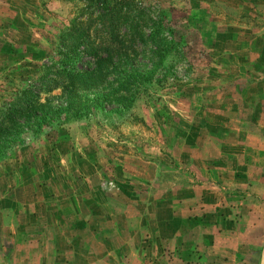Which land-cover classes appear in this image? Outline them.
I'll return each mask as SVG.
<instances>
[{
    "label": "crops",
    "instance_id": "crops-1",
    "mask_svg": "<svg viewBox=\"0 0 264 264\" xmlns=\"http://www.w3.org/2000/svg\"><path fill=\"white\" fill-rule=\"evenodd\" d=\"M196 3L188 35L210 55V75L173 124L170 170L159 157L91 153L4 171L0 264L259 263L264 155L253 116L264 100V0ZM220 69L226 80L212 76Z\"/></svg>",
    "mask_w": 264,
    "mask_h": 264
},
{
    "label": "rangeland",
    "instance_id": "rangeland-1",
    "mask_svg": "<svg viewBox=\"0 0 264 264\" xmlns=\"http://www.w3.org/2000/svg\"><path fill=\"white\" fill-rule=\"evenodd\" d=\"M120 5L121 14L129 17L126 12L129 6ZM197 5L196 0L134 1V6L130 5L134 8L131 13L137 14L139 10L141 13L137 20L117 25L118 45L105 44L93 35L92 45L98 41L99 52L88 59L80 57L81 63L70 70L72 83H68L64 92L59 87L38 95L39 102L49 99V105L60 108L66 105L65 102H71L73 107L60 115L59 126L43 127L36 138L6 152L0 161V175L11 169L25 173L27 166L37 171L42 159L63 161L68 166L74 161V155L91 153L100 161L106 156L146 161L159 157L165 161V169L170 170L171 142L181 134L173 124L185 119V109L194 101L192 96L202 91L203 80L210 75L207 65L210 55H204L193 42L194 37L188 35L198 25L196 17L200 8ZM86 6V0H0V77L7 75L15 81L31 83L43 75L50 66L49 60H55L57 53L67 50L75 37L84 32L88 13L96 15V12L84 11ZM161 11L165 21L170 23L173 37H183L184 47L174 56L170 53L172 60L154 65L156 59L150 55L154 47L146 46L145 40L150 37ZM104 45L110 48L106 50L109 55L100 51ZM119 55L127 59L123 70L144 73L142 81L125 92L118 90L122 88L118 82H113L115 72L120 70L116 66ZM105 59L112 64L105 63L108 62ZM60 66L55 62L56 68L51 69V75L45 79L53 80L52 74L57 73ZM106 71L110 74L108 78L101 76ZM222 71H214L212 76L219 78ZM84 74L89 75L82 77ZM254 104L253 117L258 122L255 133L262 142L261 154L264 155V117L261 115L264 100ZM261 165L264 168V161ZM163 173L164 178L169 175ZM262 179L259 181L264 182V176ZM260 197H264V190ZM261 205L262 200L258 198L257 212L264 217ZM263 230L264 227L258 225V231ZM258 245L260 249V243ZM262 256L260 253L258 264H261Z\"/></svg>",
    "mask_w": 264,
    "mask_h": 264
},
{
    "label": "trees",
    "instance_id": "trees-1",
    "mask_svg": "<svg viewBox=\"0 0 264 264\" xmlns=\"http://www.w3.org/2000/svg\"><path fill=\"white\" fill-rule=\"evenodd\" d=\"M134 1L138 2L140 0H123L120 2L116 0H86L87 6L84 11L96 12V15L88 13L89 18L87 19V25L84 27V32L75 37L73 44L67 50L57 53L55 60H49L50 66L43 75L37 76L31 83L15 81L7 75L0 77V161L9 150L24 145L29 139L36 138L43 127L49 128L50 125H60V115L70 110L73 107L72 103L65 102L66 105L63 108L51 106L49 105V99L39 102L38 95L40 93L47 94L59 87L64 92L68 83H72L70 70L81 63L80 57L84 60L96 56L99 43L96 41L95 45H92L94 36L96 40H103L105 44L118 45L115 33L117 25L122 26L128 24V21L137 20V15L140 12L139 10L137 14L131 13L134 12V8L131 7L134 6ZM121 3L129 6L126 10L130 14L129 17L123 13L121 14ZM95 24H97V27H95ZM169 24L165 21V15L161 11L158 22L155 23L154 29L150 33V37L145 40L147 42L146 46L154 47L153 51L150 52V55L156 59L154 65L165 60H172L170 53L174 56L175 52L177 54L184 47L183 37H173L172 28ZM162 29L164 30V36L162 35ZM63 42L64 40H61V43ZM76 48L78 53L75 50ZM109 49L104 45L100 51L106 52ZM106 54H108V51ZM116 60V66L120 70L115 72L113 82H118L120 87H122L118 90L125 92L128 87L139 84L142 81L144 73L140 72V70L127 71L122 69L127 64L125 56L119 55ZM105 61L109 65L112 64L108 59H105ZM55 62L60 63V69H58L57 73L55 72L56 74L53 72V80H46L45 76H50L52 73L51 69L56 68ZM98 68L96 69L98 71L97 74H99ZM88 75L84 74L81 76L85 77ZM101 76L108 78L110 76L109 71L101 74ZM80 79L79 76L78 80ZM53 98L54 100L60 99V97Z\"/></svg>",
    "mask_w": 264,
    "mask_h": 264
},
{
    "label": "water",
    "instance_id": "water-1",
    "mask_svg": "<svg viewBox=\"0 0 264 264\" xmlns=\"http://www.w3.org/2000/svg\"><path fill=\"white\" fill-rule=\"evenodd\" d=\"M261 264H264V254L262 256V262H261Z\"/></svg>",
    "mask_w": 264,
    "mask_h": 264
}]
</instances>
